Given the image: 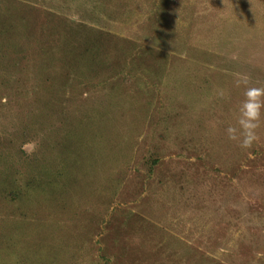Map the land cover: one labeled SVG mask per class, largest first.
Here are the masks:
<instances>
[{
    "label": "rangeland",
    "instance_id": "obj_1",
    "mask_svg": "<svg viewBox=\"0 0 264 264\" xmlns=\"http://www.w3.org/2000/svg\"><path fill=\"white\" fill-rule=\"evenodd\" d=\"M237 73L264 0H0V264H264Z\"/></svg>",
    "mask_w": 264,
    "mask_h": 264
},
{
    "label": "clouds",
    "instance_id": "obj_2",
    "mask_svg": "<svg viewBox=\"0 0 264 264\" xmlns=\"http://www.w3.org/2000/svg\"><path fill=\"white\" fill-rule=\"evenodd\" d=\"M234 83L236 87H242L243 99L235 125L229 124L225 132L229 140L237 141L242 149H247L257 139L256 129L264 109V87L249 86L248 76L239 73L235 74Z\"/></svg>",
    "mask_w": 264,
    "mask_h": 264
},
{
    "label": "trees",
    "instance_id": "obj_3",
    "mask_svg": "<svg viewBox=\"0 0 264 264\" xmlns=\"http://www.w3.org/2000/svg\"><path fill=\"white\" fill-rule=\"evenodd\" d=\"M13 193L15 194V191Z\"/></svg>",
    "mask_w": 264,
    "mask_h": 264
}]
</instances>
